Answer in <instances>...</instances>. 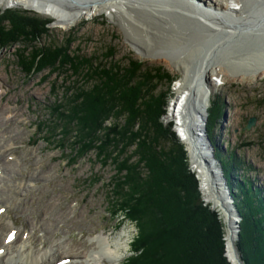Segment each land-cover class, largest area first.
I'll return each mask as SVG.
<instances>
[{
	"label": "rangeland",
	"instance_id": "374dc122",
	"mask_svg": "<svg viewBox=\"0 0 264 264\" xmlns=\"http://www.w3.org/2000/svg\"><path fill=\"white\" fill-rule=\"evenodd\" d=\"M8 9L33 12L49 21L41 28L48 36L38 42V47L50 43L63 49L68 47L71 56H74V53L79 54L81 58H92L96 63L104 60V56L109 54L112 56L111 62L119 66H123V62L127 60H133L143 62L147 66L161 67L163 76L165 72L171 78L168 85L158 81L157 89L154 90V95L163 93L166 96L167 103L162 123L164 126H171V130L183 146L187 168L195 176L201 202L211 211H215L201 192L199 181L192 170L190 153L175 130V123L165 119L167 107L175 95L174 85L181 77V70L173 66L171 60L179 62L183 59L186 63L189 62L190 66L195 65L191 62L199 63V56L197 57L199 50L208 48L194 45L199 41V35L211 38L210 31L195 25L193 26L195 29L187 36L188 40L185 42L178 37H171L176 36V33L173 30L169 31V28L162 25L158 19L154 20L149 14L138 10L136 15L144 26H147L144 28V34L137 31L133 33L136 40L140 43L144 41L146 44L145 47L141 46L140 51L131 44L119 25L112 22L106 14L92 20H83L65 30L58 19L26 8H0V14ZM170 17L168 26L175 25V28L180 26L183 29L191 24L177 16ZM237 40L242 43L239 48L232 51L233 56L249 57L252 64L264 65V38L239 37ZM233 44L230 47L225 46L233 48L235 46ZM225 46L215 52L218 54L214 62L223 65L229 76L238 74L236 72L241 70V66L230 64L231 58H228L230 49ZM22 49L21 45L15 44L5 48L0 43V134L4 135L2 145L7 143L4 147L6 154L4 156L0 154V202L3 205L7 202L8 207L4 223L7 221L14 223L18 231L14 242L19 238L26 239L30 233L32 239L28 248L39 253H48L54 248L55 241L66 239L71 244L83 243L90 246L91 243H96L95 239L102 233L114 236L118 232L127 231L130 243L119 262L123 264L133 255L131 244L138 230L136 225L122 214L113 213L116 207L110 195L115 167L111 161L104 164L98 160L94 151L87 152L84 156L78 154V150L72 145L71 137L74 135L67 131L62 132V128H59L64 124L59 119L61 112L64 115H67V112L59 110L54 114L59 104L68 101L65 97V88L76 87L75 82L82 81L72 77L70 72L57 69L53 74L47 70L37 73L34 69L25 74L17 55L21 51L24 57H29L32 49L29 47L25 52H22ZM154 53L164 54L171 60L162 61ZM210 112L222 114L221 117L213 119L209 116ZM205 117L206 132L209 129L208 120L213 122L212 133H206L209 145L212 144L215 147L214 152L217 154L219 152L222 158L229 162L230 169L233 168L229 182L239 181L240 185L247 182L249 188H252L250 191L258 192L259 198L264 201V76L255 82L237 81L227 77L211 96ZM1 118L4 119L2 123ZM253 118L254 126L247 129L249 121ZM8 144H11V148H7ZM213 156L224 176V164L215 154ZM6 168L10 169L7 171ZM236 182L229 184L233 186L234 193L239 192ZM27 187L29 189L24 192L23 189ZM12 200L11 206L8 202ZM231 203H235V200ZM220 220L222 222V218ZM240 221L241 217L237 220L239 231ZM224 224L222 222L223 245L224 234L225 237L228 234ZM236 241L238 242V239ZM84 245L78 250L81 257L74 262L70 261V264H85L82 257L88 247ZM224 257L228 262L225 246ZM106 258L101 259L98 264H110Z\"/></svg>",
	"mask_w": 264,
	"mask_h": 264
},
{
	"label": "trees",
	"instance_id": "16d2710c",
	"mask_svg": "<svg viewBox=\"0 0 264 264\" xmlns=\"http://www.w3.org/2000/svg\"><path fill=\"white\" fill-rule=\"evenodd\" d=\"M48 23L33 12L5 10L0 14V43L5 48L21 45L22 52L31 47L29 57L21 51L17 55L25 74L32 69L53 74L57 69L82 81L65 88L68 101L54 114L67 112H61L64 124L59 128L74 135L72 145L78 154L94 151L98 160L111 161L115 167L113 213L122 214L138 230L131 244L133 255L123 264H228L222 222L201 202L183 146L171 126L162 123L166 96L154 95V90L158 81L168 85L171 78L165 72L163 76L161 67L140 61L119 66L106 54L96 63L79 54L71 56L68 47L52 43L38 47L48 36L41 29ZM212 113L213 119L222 114ZM207 124L211 134L213 122ZM215 154L229 179L233 168L219 152ZM238 182L239 192L231 187L241 217L237 247L244 264H264V201L247 182Z\"/></svg>",
	"mask_w": 264,
	"mask_h": 264
},
{
	"label": "bare ground",
	"instance_id": "6f19581e",
	"mask_svg": "<svg viewBox=\"0 0 264 264\" xmlns=\"http://www.w3.org/2000/svg\"><path fill=\"white\" fill-rule=\"evenodd\" d=\"M17 7L54 17L59 20V24L65 30H69L83 20H92L97 16L106 14L112 22L119 25L132 42L131 44L140 51L142 49L141 46L145 47L146 44L144 41L140 43L136 40L133 33L137 31L140 34H144V28L147 26H144L145 24L136 15V11L138 10L149 14L153 19H158L162 25L169 28V31L173 30L176 33V36L171 35V37H178L185 42L188 40L187 36L192 34L191 32L195 29L193 27L195 25H200L203 29L210 31L211 38L210 36H198L199 41L194 46H198L199 48L202 46V48L208 49L199 50L197 57L199 56L200 61L199 63L198 61L191 62L195 63L194 66H190L189 62L186 63L183 59L179 60L177 58L178 62L173 59L171 60L170 57L164 54H154L162 61L171 60L173 66L181 70V77L174 85L175 95L167 107L165 119L175 123V130L190 153L192 170L197 175L201 192L207 202L214 205L218 204L216 194L218 196L220 194L218 189H216L217 185L212 181L214 175L208 170V168H213L211 161L216 162L213 156L215 154V147L212 144V146L209 145L210 142L206 139L208 137L207 132L200 130V124L205 117L206 108L211 96L218 90L220 83L227 77H231V79L237 81L255 82L264 76V65L252 64L249 57L233 56L234 52H232L235 48H239L242 43L237 40L239 37L264 38L262 0H0L1 9ZM170 16H177L191 24L188 28L183 29L180 26L177 27L178 29L174 27L175 25L173 27L168 26ZM170 24L173 23L170 22ZM231 44L235 46L233 48L225 46L230 47ZM223 46L231 50L228 53L230 55L228 58H231L230 64H239L241 66V70L236 72L238 74H230L229 76L223 65L214 62L218 54L215 52ZM147 52L150 53V51ZM2 122H4L3 118H1ZM3 139L4 135L0 134V154L4 156L6 154L4 147H6L7 143L2 145ZM206 140L207 143H205ZM7 148H11V144H8ZM205 161L208 163V166L204 164ZM216 163L215 168L219 170L220 166ZM6 169L8 171L10 168ZM3 171L5 170L3 169ZM34 174L32 173V175ZM221 176V191L224 197L228 196L230 202H233L235 197L229 194V192L232 193V186L229 184L234 181L229 182L231 177L228 179L223 174ZM28 189L27 187L23 191L26 192ZM15 196H18L17 193ZM12 202L13 200L8 202V204L11 205ZM6 203L3 205L0 202V264H55L63 259V257H69L68 264H70V261L74 262V260L81 257V252H78V250L84 244H71L66 239V241H55L54 248L48 253L33 252L28 248L32 239L30 233H28L29 236L27 235L26 239L19 238L18 241L5 245L4 240L7 237V234H4L5 231L6 233L9 231L18 233L14 223H9L8 221L4 223L8 209ZM230 205V207L226 206V210H218L220 219H224L225 224V219L231 222L234 220L235 215L233 211L240 217L235 203H230ZM214 207L217 209V205ZM226 233H228L225 237L227 245L226 254L232 264H239V258L234 250L237 242L234 237L235 234L233 231H228L227 229ZM95 242L91 243L90 246L84 245L88 248L82 257L84 259L82 262L85 264H98L101 259L104 260L103 258L107 257L108 259H106L110 264H119L120 260L124 257V251L129 247L130 235L127 231L118 232L114 236L102 233L95 239ZM57 257L58 259H56Z\"/></svg>",
	"mask_w": 264,
	"mask_h": 264
},
{
	"label": "water",
	"instance_id": "95a60500",
	"mask_svg": "<svg viewBox=\"0 0 264 264\" xmlns=\"http://www.w3.org/2000/svg\"><path fill=\"white\" fill-rule=\"evenodd\" d=\"M203 122H201V126H200V130H202V132L203 131H205V126H204V123H205V121H206V117H204L203 118V120H202ZM254 122H255V119L253 118V119H251L250 121H249V124H248V126H247V129H249V128H251L252 126H254ZM205 143H207V140L205 141ZM203 156H204V153H203ZM215 161L214 162H212L211 161V164H212V166H213V168L211 167V168H208V170L209 171H211V173L214 175L213 177H212V181H213V183H215L216 185H217V187H216V189H218V191H219V196L216 194V197H217V199H218V204L216 203L215 205H217V209L214 207L215 205L213 204V203H211V207H212V209H214L217 213H218V215H219V212H218V210H226V206L228 205L229 207L231 206L230 205V199H228V196H226V197H224V194L222 193V191H221V187H220V185L222 184L221 183V181H222V176H221V171H220V167H219V170H217V168H215ZM206 166H208V163L205 161V163H204ZM217 164V163H216ZM191 165V164H190ZM218 165V164H217ZM219 166V165H218ZM196 175V174H195ZM196 178H197V175H196ZM197 180H198V178H197ZM216 192H217V190H216ZM227 204V205H226ZM226 205V206H225ZM220 210V211H221ZM232 211H233V209H231ZM234 212V215H235V218H234V220H232V222L231 221H227V219H225L226 220V224H224V220H222V222H223V224L225 225V229H227V230H229V231H233L234 232V237H235V239L237 240L238 239V231H239V225H238V222H237V220L238 219H240V217H239V215L235 212V211H233ZM219 217H220V215H219ZM224 241H225V243H224V246H225V256L227 257V259H228V262L230 263V264H232L231 263V261L229 260V258H228V256H227V254H226V239H225V234H224ZM233 247H234V245H233ZM234 250H235V253H236V255H237V257L239 258L238 260H239V264H244V262L241 260V257H240V255H239V250H238V248H237V246H235V248H234Z\"/></svg>",
	"mask_w": 264,
	"mask_h": 264
},
{
	"label": "snow or ice",
	"instance_id": "6c2138e0",
	"mask_svg": "<svg viewBox=\"0 0 264 264\" xmlns=\"http://www.w3.org/2000/svg\"><path fill=\"white\" fill-rule=\"evenodd\" d=\"M11 238H12V237H11V236H9V240H11Z\"/></svg>",
	"mask_w": 264,
	"mask_h": 264
}]
</instances>
